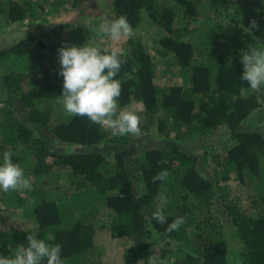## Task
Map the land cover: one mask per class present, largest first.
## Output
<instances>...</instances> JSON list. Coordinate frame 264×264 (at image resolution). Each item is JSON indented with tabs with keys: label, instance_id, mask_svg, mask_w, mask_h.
I'll list each match as a JSON object with an SVG mask.
<instances>
[{
	"label": "trees",
	"instance_id": "obj_1",
	"mask_svg": "<svg viewBox=\"0 0 264 264\" xmlns=\"http://www.w3.org/2000/svg\"><path fill=\"white\" fill-rule=\"evenodd\" d=\"M38 1L42 6L45 0ZM110 7L111 19L125 16L133 31L142 10L163 30L149 44L131 41L133 49L122 50L124 62L115 78L121 82L118 111L132 99L140 102L160 138L173 146L141 148L129 158L117 154L110 162L99 146L126 144L133 136H112L87 117L67 116L58 102L63 87L58 49L90 40L86 21L72 30L81 44L29 36L0 49V163L5 151L12 153L32 185L31 191L5 192L4 207H28L36 221L0 234V256L13 257L27 245V235L35 234L61 245L62 264H103L93 236L107 228L112 239L127 243L124 264H145L153 254L169 264H264V137L241 127L264 102V86L254 92L241 79L242 53L264 48V0H111ZM237 9L245 13L242 20L234 18ZM27 12L28 2L13 0L8 17L22 21ZM155 60L176 67L182 83L158 86ZM52 75L62 84L46 80ZM13 99L27 109L35 128L15 114ZM42 128L48 138L38 135ZM218 130L225 139L208 142L200 156L180 148ZM56 140L80 150L53 153ZM162 170L167 178L153 182ZM231 176L236 181L247 176L253 183L242 208L227 197ZM160 193L167 198L166 222L150 223ZM216 204L223 205L229 223L222 222L219 208L214 212ZM103 211L113 219L102 218ZM177 217L185 222L167 232ZM169 240L180 245L167 248Z\"/></svg>",
	"mask_w": 264,
	"mask_h": 264
},
{
	"label": "rangeland",
	"instance_id": "obj_2",
	"mask_svg": "<svg viewBox=\"0 0 264 264\" xmlns=\"http://www.w3.org/2000/svg\"><path fill=\"white\" fill-rule=\"evenodd\" d=\"M28 2L29 12L27 16L22 21H12L8 17V10L10 8V3H13V0H0V49L7 48L12 46L15 42L26 39L29 36H38L40 39H48L49 37L52 40H55V43L61 41L66 37V39L72 42L82 43V39L79 38L72 30L83 24L85 21L87 28H90L92 33L91 39L86 40L84 44L94 45L98 44L101 47L109 48L116 47L122 50H132L133 45L131 41H139L140 43H150L152 40H157V37L162 32L158 23L153 22L152 19L148 17V14L145 10L141 11V21L140 26L134 32V35L130 38L122 40L119 43H114L108 39L107 36H104L101 39V34H99V26L105 20H111V0H45L42 3V6L38 5L37 0H25ZM41 1V0H39ZM38 1V2H39ZM39 6V7H38ZM84 9V10H83ZM240 9V8H239ZM237 11H239L237 9ZM245 13L235 12V20L241 19ZM60 22H68L70 25L66 27L63 31L56 29L55 27ZM199 23V20L194 22L191 27H195ZM84 26V24H83ZM190 27V28H191ZM55 30V31H54ZM161 35V34H160ZM31 47H33L31 45ZM150 52L153 51L149 48ZM160 61V62H159ZM157 63V77H155V83L158 86L167 87L173 84L182 83L180 72L176 67H168L162 60H158ZM49 65V64H48ZM167 71H166V69ZM49 69V68H48ZM47 70V69H45ZM44 70V71H45ZM39 76V75H38ZM33 78V76H30ZM47 81L51 83H60V80L55 81V76H49ZM1 82V81H0ZM59 99V98H58ZM58 102H60L58 100ZM13 111L19 118L23 119L24 122L28 123L29 127L35 128L28 121L27 109L19 102L18 99L12 100ZM130 109L135 111L141 119L140 128L141 135L136 137L133 136L128 143H118V144H103L99 146V150L104 154L106 159L110 162L115 160L117 154H121L124 157H131L138 153V150L141 148H151L158 147L163 149H168L173 146L171 140H166L160 138V134L156 130L154 124L149 122L150 116L144 113V108L140 102L131 100L129 104L122 107L121 109ZM241 127L250 131H257L261 133L264 137V102L261 107L253 113L251 118H247L242 124ZM35 130V129H34ZM106 130V129H105ZM38 135H41L42 138L49 137V132L44 128L36 129ZM109 131V130H107ZM36 132V134H37ZM174 132V130L172 131ZM171 132V134H173ZM224 131L218 130L215 136L203 137L197 140H191L189 142H184L180 148L183 151L189 152L194 156H200L205 150L206 144L208 142H220L224 140L221 135ZM80 147L73 145L71 143H64L59 140L52 143L51 151L59 153H74L79 151ZM209 150V148H208ZM222 152V150H219ZM49 161L52 160V157H49ZM233 175V174H230ZM225 189L228 190V198L235 197L236 203L240 208L247 205L252 181L246 177L243 180L236 181L233 176L226 183ZM4 194L3 190H0V234L4 232L11 233L12 231L18 230L21 231L25 228H30L36 223L35 218L31 212V209L28 207H16L7 208L4 207ZM222 205V204H221ZM221 205L216 204L212 209L216 213V209L219 208L218 215L223 223L227 224L230 222L226 213H224ZM224 208V207H223ZM102 218L109 221L113 219V214L109 216V212H102ZM110 217V218H109ZM94 245L96 247L97 254L100 256V259L103 264H124L122 255L123 251L127 246L125 239L118 238L112 239L110 234L106 229H97L96 233L93 236ZM233 244H235L233 242ZM180 244L174 240H169L167 248H176ZM184 248L183 250H185ZM168 258L163 259V262L158 260V264H169ZM139 262L137 264H142ZM145 264H149L147 261Z\"/></svg>",
	"mask_w": 264,
	"mask_h": 264
},
{
	"label": "clouds",
	"instance_id": "obj_3",
	"mask_svg": "<svg viewBox=\"0 0 264 264\" xmlns=\"http://www.w3.org/2000/svg\"><path fill=\"white\" fill-rule=\"evenodd\" d=\"M256 27V22H251ZM101 39L107 36L114 43L134 35L132 26L123 15L105 20L99 26ZM60 74L63 77L60 103L69 117L84 116L91 122L109 130L112 136H140V116L133 110L118 111V97L121 94V82L116 79L121 64L122 51L116 47L101 48L84 44L80 47L71 45L58 49ZM243 72L241 79L246 81L250 89L259 92L264 86V48L250 47L241 56ZM12 153L5 151L0 163V190H32L30 180L24 170L11 159ZM168 176L166 170L153 177V182L164 180ZM159 204L149 220L155 219L164 224L166 216L162 211L167 203L163 193L158 195ZM184 218L177 217L166 229L167 232L178 230ZM61 245H49L35 234L27 235V245L20 246L13 257L0 256V264H40L46 258V264H62L60 258ZM159 257L153 254L149 264H158Z\"/></svg>",
	"mask_w": 264,
	"mask_h": 264
}]
</instances>
